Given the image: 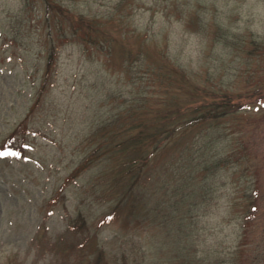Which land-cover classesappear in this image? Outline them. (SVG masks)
Instances as JSON below:
<instances>
[{"label":"rangeland","instance_id":"1","mask_svg":"<svg viewBox=\"0 0 264 264\" xmlns=\"http://www.w3.org/2000/svg\"><path fill=\"white\" fill-rule=\"evenodd\" d=\"M169 99L230 111L155 150ZM0 264H264V0H0Z\"/></svg>","mask_w":264,"mask_h":264},{"label":"trees","instance_id":"2","mask_svg":"<svg viewBox=\"0 0 264 264\" xmlns=\"http://www.w3.org/2000/svg\"><path fill=\"white\" fill-rule=\"evenodd\" d=\"M54 58H55L54 53L51 51L49 53V59L47 60V67H46L47 69H45L46 78L51 73V66H52ZM161 68H164L167 71L166 74L168 73L171 76L170 81L172 84H170L169 87H167V90H166L167 92L170 91L171 87L177 88L180 91L185 86L183 83L185 73H181L182 70L180 71L177 69L176 70L168 69L166 65H160L159 69ZM218 102L219 101H215L214 99H212L210 101H206V103H203V102H199L198 100L192 99L190 100L188 104L183 105L182 103L175 104L173 99H169L168 101L166 100L165 106H163L160 110L159 109L155 110V113H153L155 114L154 119L157 120L156 123H155V120H153L152 127L154 131L151 134L153 135V138L155 139V144H154L155 150H158L160 146H162V138L160 137L162 133H164L165 136L169 138L170 140L172 137L176 136L181 130H184L183 131L184 137H186V136L191 135L190 130L194 129L195 127H198L197 125L199 124L200 121H205V120L209 121L216 116L222 115L223 113L230 111L225 105H222L223 107L221 106V108H217ZM133 105L135 106V104ZM144 121L145 120L140 121V122H144ZM125 125H126L127 130L135 129L139 126V121L136 123H127ZM187 131L188 133H186ZM140 139H142V132L132 133L131 131L127 136L124 135V139L121 143H123L124 149H130L129 152H132V149H134L133 147L136 145V143L141 141ZM186 152L190 153L192 156L193 152L191 151L189 146L184 148L182 152L180 149L176 150V153L177 155L179 154V157H184ZM174 174H175V169L172 166V168L169 170V175H174ZM136 192L137 191L131 192L132 196H128L129 201L131 203L137 202L142 199L141 196H139L141 195V193H136ZM176 194L172 195V198H170L171 204L173 205L178 202L177 198L174 197L176 196ZM197 194H198V188L196 185H194L193 192H192L193 198H196ZM162 201L163 200H160L157 205L162 206ZM171 227H172L171 231L174 232V234H171L172 239L170 240V243H169L170 251L171 252L176 251L179 253L178 247L181 242L179 239H183V238H180L181 235H178V234L182 230L186 231V234L184 237L185 239L182 241L184 243L183 247L184 248L186 247L188 250H191V248L193 247L192 242L194 243V240H195L194 237L192 236L193 231H194L193 223L190 221H186L183 224H178L177 221L173 220V222L171 223Z\"/></svg>","mask_w":264,"mask_h":264}]
</instances>
